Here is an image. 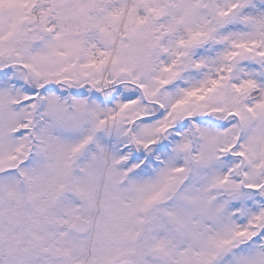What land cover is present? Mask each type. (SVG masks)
I'll return each mask as SVG.
<instances>
[{"label": "snow or ice", "instance_id": "obj_1", "mask_svg": "<svg viewBox=\"0 0 264 264\" xmlns=\"http://www.w3.org/2000/svg\"><path fill=\"white\" fill-rule=\"evenodd\" d=\"M0 264H264V0H0Z\"/></svg>", "mask_w": 264, "mask_h": 264}]
</instances>
